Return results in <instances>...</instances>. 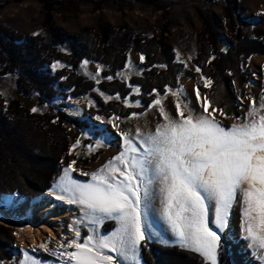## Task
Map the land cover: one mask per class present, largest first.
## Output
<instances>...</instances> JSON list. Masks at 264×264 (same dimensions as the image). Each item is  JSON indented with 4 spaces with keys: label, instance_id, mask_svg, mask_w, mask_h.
I'll return each mask as SVG.
<instances>
[{
    "label": "snow or ice",
    "instance_id": "snow-or-ice-1",
    "mask_svg": "<svg viewBox=\"0 0 264 264\" xmlns=\"http://www.w3.org/2000/svg\"><path fill=\"white\" fill-rule=\"evenodd\" d=\"M143 59L142 56L141 62ZM87 64L84 61V66ZM52 67L55 69L56 65ZM100 68L97 65L93 78L99 76ZM201 78L205 87L213 83L207 77ZM106 79L111 81L113 77ZM134 91L139 94V87ZM166 91L177 96L183 89ZM153 95L157 99L148 108L159 106L164 120L154 132L145 134L139 128L135 135L118 132L123 150L91 174L80 171V175L89 176L88 181L73 176L77 161L72 160L54 183L51 194L57 200L77 205L82 213L81 219L73 222V238L61 243L62 251L54 255L61 264H141V246L156 234L149 216L159 199L160 215L178 245L201 256L205 264H218L221 234L239 200L243 206L245 239L264 264V97L259 104L251 100L241 123L225 127L214 113L225 119L241 118L230 117L224 109L213 107L207 96L201 97L199 89L197 101L201 102L203 112L196 113L187 102L177 100V118L171 117L163 106L166 97L156 90ZM115 99H121L119 94ZM124 103L130 106L127 99ZM135 106L140 107V101H135ZM138 115L132 113L129 118ZM113 127L119 126L114 123ZM89 136L99 147L110 143L111 133L107 128L93 126L85 138ZM78 146L79 138L69 154ZM86 147L91 151V145ZM210 214L211 224L218 231L210 226ZM107 221H114L115 227L101 234L100 228ZM84 223L93 227L91 234L81 239L77 225ZM39 247L47 251L45 244ZM20 264L41 262L25 251Z\"/></svg>",
    "mask_w": 264,
    "mask_h": 264
},
{
    "label": "trees",
    "instance_id": "trees-1",
    "mask_svg": "<svg viewBox=\"0 0 264 264\" xmlns=\"http://www.w3.org/2000/svg\"><path fill=\"white\" fill-rule=\"evenodd\" d=\"M13 1L24 0H0V9ZM91 1L94 0H41L45 14L43 32L29 41L13 28L0 24V76L16 77L18 95L36 98L40 105L49 107L48 112L39 115L28 110L20 100H5L0 95V194L18 192L26 197L48 194L62 162L68 159L69 136L65 125L90 128L88 122L62 111V108L67 109L66 104L54 105L58 97L66 101L69 97L88 96L99 107V110L90 109V114L125 119L132 113L147 111L148 105L157 97L153 90L166 94V88L178 87V78L185 73L196 78L197 88L206 94L214 107L224 109L230 117L241 116L236 104L238 95H243V87L249 81L248 60L253 55H264V29L255 28V37L245 34L244 14L247 10L240 0H226L225 21L229 37L225 51L221 48L219 22L210 12H199L204 24L194 60L201 70L199 74L186 71L177 61L174 47L164 36L167 27L159 35L150 36L126 32L124 26L112 28L102 23L97 29L86 27L79 32L63 31L54 25V14L64 6L77 7ZM131 49L144 55L145 61L140 65L141 74L126 83L117 78V73L126 68ZM84 61L103 65L100 82L83 74ZM56 64L60 67L53 69ZM160 66L166 68L161 70ZM108 76L113 79L107 80ZM201 77L211 79L213 83L209 88L203 86ZM129 84L141 87L142 106L128 108L123 104L125 99L136 98ZM96 88L110 96L119 94L122 102H106L96 93ZM220 120L225 127H230L228 122ZM113 225V221H107L103 230L107 232ZM225 239L223 242L231 251L229 259L221 255L219 264H260L248 259L247 253H241L239 245ZM15 243L13 230L0 225V260L14 258ZM140 254L143 264H205L196 253L154 241L146 240ZM40 256L49 258L44 253Z\"/></svg>",
    "mask_w": 264,
    "mask_h": 264
},
{
    "label": "rangeland",
    "instance_id": "rangeland-1",
    "mask_svg": "<svg viewBox=\"0 0 264 264\" xmlns=\"http://www.w3.org/2000/svg\"><path fill=\"white\" fill-rule=\"evenodd\" d=\"M101 1L102 0H94L87 3H81L77 7H75V5L64 6L54 14V25L63 31L79 32L86 27L97 29L99 24L102 23L103 25H108L112 28L124 26L126 27V32L150 36L159 35L162 29L167 27V32H165L164 36L167 42L174 47L177 61L184 65L186 71H190L192 74H199L200 72L196 71L198 67L194 63L199 50V34L202 32L204 25L203 19L201 18L199 12H210L220 24V38L222 44L221 48L224 51L226 50L227 39L229 37L225 21V9L227 7L226 0H216L215 3H212L209 0H158L152 3L148 2L147 0H124L123 2L120 1L115 3H112L108 0H106V3H100ZM240 3L247 10L244 14V32L250 37H255V28L264 29V14H261L264 13V0H240ZM44 20L45 14L41 0H24L18 2L13 1L3 9H0V24L13 28L17 32L23 34L26 41H29L32 36L43 32ZM177 54H179V57ZM138 55L139 54L135 49H131L128 52V62L126 68L117 73V78L119 80L129 83L132 77H137L141 74L140 65L143 62L139 63ZM97 65L101 66L99 69V76L93 78L98 71ZM59 67L60 65L56 64L55 69ZM248 67L249 73L247 76L249 81L243 87V95H238V100L236 103L239 107L238 111L241 115V119H225L224 117L219 116V113H214L218 119H223L228 122L230 127L233 123L242 122V118L247 115V111L249 110V105L252 99H255L259 104L261 97H264V55L258 54L250 57L248 60ZM159 68L163 70L166 67L160 66ZM102 69V64L93 61H88L86 66H84V63L82 65L83 74L94 81L100 82L102 80ZM185 78L192 80V83L191 81L186 80L188 84H191L188 86H184V84L182 85L181 80ZM196 83L197 81L195 77L182 73L178 78V87L169 90H179L182 88L183 92H178L177 96H173L171 91H167L166 94L162 95L163 97H166L162 101L163 106L171 117L177 118L175 107V102L177 100L187 102L190 108L194 109L196 113L203 112L201 102L197 101L196 90L198 88ZM202 83L205 87L203 79ZM129 86L132 88V94L136 98L127 99L130 106H126L124 101L123 104L128 108H137L135 106V101H140L141 104V100L139 99V96L142 94L141 87L132 84H129ZM137 87L140 89L139 94H136L134 91V89ZM233 89L236 92L234 85ZM17 91L16 77L0 76V95L5 100L18 99L31 112H33V108L37 109L36 112H33L35 114L44 115L49 111V107L40 105L36 98L18 95ZM95 91L106 102H122L121 99L117 100L115 99L116 96H110L101 91L99 88H96ZM200 93L201 97L206 96L204 92ZM105 97H112V99L106 100ZM76 98H79V101L74 100ZM53 104L56 106L66 104L67 109L62 108V111L70 115L72 118H78L82 121H86L90 125V128H78L73 125H65L69 136V150L67 152L68 159L62 162L59 173L54 179V183L58 181L59 177L62 175L63 169L67 167L72 160L77 161L76 165L74 166L77 171L73 173V176L81 181H88L89 176L80 175V171L91 174L100 169L109 160H111L123 150L122 140L117 134L118 132H127L135 135L136 130L139 128L141 132L147 134L154 132L159 124L164 123V120L158 110L159 106L151 108L150 110L148 109L147 111L139 114L136 118H120L119 120L113 121L112 118L117 116L107 118L106 116L100 114H90V109L99 110V107L96 102L88 96L69 97L66 101L62 97H58L53 102ZM209 112H212V108H209ZM114 123L119 127H113ZM93 126L107 128L111 133L110 143H106L103 146L97 147L91 136L85 138V134L90 132ZM97 137H99V133H97ZM78 138L81 140V146H78L70 155L69 151L72 149V146L75 144ZM88 145L92 146L91 151H89V149L86 147ZM84 165H86V168H83ZM6 194L8 193H3L0 195ZM45 195L50 196V199L58 204L72 207L71 209L73 210V213L66 215L64 218L65 229L58 231L57 234H55L56 236L49 239V246L46 251L45 249H41L40 247L33 244L29 245V247H24L18 238L17 229L15 228L14 223H0V225L6 226L13 230V235L16 241V243L13 245L14 258L11 261L0 260V264H20V261L24 259L25 251L29 256L38 259L41 264H61L60 259L54 255V253L57 251H62V249L59 248L61 243L66 244L73 238L74 234L71 230L73 222L74 220L81 219L82 213L77 205L69 204L66 201L57 200L55 195L51 194V191ZM153 208L154 212L149 216V222L154 225L152 232L156 234L152 235L147 241H154L163 245L179 246L175 240V237L172 235L167 224L163 221L160 215L159 199L155 201ZM242 211L243 206L238 200V202L233 205L231 210L227 228L221 234V246L217 258L218 264L220 262L221 255L223 254L226 258H228L231 251L230 247L223 242L225 237L226 242L228 239H230L232 243L239 245L240 252L247 253L248 259L261 264L260 260L257 258V254H254V249L249 247L250 242L245 239ZM209 219L210 226L213 228V230L218 231V229L215 228V225L211 224V220L213 219L211 214ZM113 223L114 225L109 229V231L114 229L115 222L113 221ZM77 226L81 229V239L86 237L88 234H91L93 226H90L87 223ZM107 232L103 230V226L100 228L101 234ZM84 233H86V235ZM33 249H35V251ZM69 251H71V249H69ZM42 253L48 255L49 258L46 259L41 257L40 255ZM140 259L141 264H143L141 254Z\"/></svg>",
    "mask_w": 264,
    "mask_h": 264
},
{
    "label": "bare ground",
    "instance_id": "bare-ground-1",
    "mask_svg": "<svg viewBox=\"0 0 264 264\" xmlns=\"http://www.w3.org/2000/svg\"><path fill=\"white\" fill-rule=\"evenodd\" d=\"M71 208L54 202L48 195H0V223H14L24 247L45 244L48 248L49 239L65 229L64 218L73 213Z\"/></svg>",
    "mask_w": 264,
    "mask_h": 264
},
{
    "label": "crops",
    "instance_id": "crops-1",
    "mask_svg": "<svg viewBox=\"0 0 264 264\" xmlns=\"http://www.w3.org/2000/svg\"><path fill=\"white\" fill-rule=\"evenodd\" d=\"M137 53L139 54V55H138V56H139V57H138V61H139V63H141V57H142V56H143V58H144V59H143V62H144V61H145V56L142 55V54H140L139 52H137ZM182 80H184V81H183L184 83L182 82ZM182 80H181V83H182V85L184 84V86H185V85L188 86V85H190V84L192 83V80H189L188 78H187V79L185 78V79H182ZM186 80H187V81H191V83L188 84ZM185 82H186V83H185Z\"/></svg>",
    "mask_w": 264,
    "mask_h": 264
},
{
    "label": "built area",
    "instance_id": "built-area-1",
    "mask_svg": "<svg viewBox=\"0 0 264 264\" xmlns=\"http://www.w3.org/2000/svg\"><path fill=\"white\" fill-rule=\"evenodd\" d=\"M63 241H65V240H63Z\"/></svg>",
    "mask_w": 264,
    "mask_h": 264
}]
</instances>
